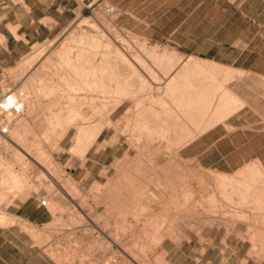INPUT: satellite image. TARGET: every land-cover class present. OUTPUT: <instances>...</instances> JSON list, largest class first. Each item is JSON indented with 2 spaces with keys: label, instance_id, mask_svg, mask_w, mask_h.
Masks as SVG:
<instances>
[{
  "label": "rangeland",
  "instance_id": "obj_1",
  "mask_svg": "<svg viewBox=\"0 0 264 264\" xmlns=\"http://www.w3.org/2000/svg\"><path fill=\"white\" fill-rule=\"evenodd\" d=\"M76 5L74 18L56 37L31 45L19 61L0 69V89L4 91L16 89L17 91L25 79L27 80L28 75L39 71L40 63L51 55L73 30L80 29L79 22L88 15L104 28L121 29L128 35L135 36L137 40L146 39L149 45H167L177 49L184 56L195 54L235 68V75L228 84L244 101H240L241 103L238 101L230 115L243 109L239 113L243 115L242 122L260 119L264 124V0H102L99 6L91 9L85 8L80 0H76ZM42 50L44 58L37 57L36 61H32L30 65H21L25 56L36 57L38 51L42 54ZM54 62V59L51 60L42 70V74H46L47 78L52 76L57 81L53 68L55 66L52 64ZM60 87L56 95L59 96V104L65 106L70 88L67 85ZM221 90L222 92L220 89L216 90V94H219L216 98L223 93V89ZM34 98L32 93L28 95V99L36 103L35 109L24 105L22 111L16 114L26 119L24 121L26 129L31 128L28 133L29 141L32 143L36 138V140L41 139L42 146L47 152L45 160L49 161L52 171L62 178L66 188L70 187L69 189L75 191L78 189L80 198L76 202L83 205V211L74 206L77 204L73 203L68 195L59 192L57 186L51 181L52 177L42 171L41 165L32 163L35 166H31L30 157L22 154L21 158L16 160L13 152L15 147L14 149L12 146L3 148L0 144L1 155L12 161L15 170L26 169L25 173L28 176V189H26L28 195L17 190L8 193L9 189L6 186L2 190L7 192V196L1 203L2 211L16 216L15 223L6 228L24 233L27 251L31 250L36 254L27 264H137L131 256L145 264H260L247 255L252 246L251 233H249L251 231L246 227L247 225L240 224L236 227L237 229L229 230V232L226 226L220 227L214 224L211 227L195 218V215L208 213H226L232 216L237 208L243 207V210L247 212L253 208L250 203L239 205L237 198L233 199L235 201H225L218 196L217 200H210L209 194L216 190L210 174L218 170L201 167L194 162L193 158L182 154L179 160H182L184 169L190 175L189 181L194 186L202 183L205 186V189L196 186L200 190L191 198L184 199L181 188L175 192L178 195L181 193V196L172 195L173 193L168 191L164 198L157 202L151 199L136 201V198L121 202L118 197L107 198L104 189L106 184L110 180L119 178V172L114 163L121 160L123 168L128 165L124 158L128 146L127 141L123 139L125 137L124 140H126V137L131 136L130 131H119L121 141L115 143L111 140L112 138L109 139L114 135L113 129L105 130L88 152H79L80 154L77 153L73 157L70 147L73 144L72 136H74L75 128L66 127L67 129H64L67 132H63V126L59 128L57 126L56 130L50 132L51 134L43 137L42 133L47 126L46 113L50 103L42 101L40 104ZM122 109L120 113H117V118L122 114ZM119 122L123 126V119ZM0 138L2 140L3 137L0 135ZM106 138L109 140L108 143L101 146ZM31 143L27 148L30 153L34 152L31 149L35 150L36 145V142L32 143L34 146H31ZM142 160L143 165L146 164L145 158ZM122 165L119 166L122 167ZM237 171L232 174H236ZM1 179L2 173H0V181ZM259 180L260 178L258 183H261ZM195 181L200 182L197 184ZM35 192L40 196H48V200H51L49 205L42 206V223L38 225L15 213L19 209L18 204L23 200L27 198L40 200L38 194H34ZM53 202H56L58 207L54 210ZM185 203L188 205H184ZM183 207L186 213L191 209L188 212L190 216L187 213L184 219L176 214L178 211H184L180 210ZM228 212H231V215ZM84 213H88L91 218L96 219L95 221L102 223L110 236L94 227L92 220L90 221ZM191 215L194 216V220ZM170 224L174 228L171 234H168L167 229ZM176 235L181 237L178 241L174 240ZM12 240L17 242L23 238ZM121 247L125 248L131 256L125 254ZM261 264H264V261Z\"/></svg>",
  "mask_w": 264,
  "mask_h": 264
},
{
  "label": "bare ground",
  "instance_id": "obj_2",
  "mask_svg": "<svg viewBox=\"0 0 264 264\" xmlns=\"http://www.w3.org/2000/svg\"><path fill=\"white\" fill-rule=\"evenodd\" d=\"M89 17L88 15L83 17L78 24L80 29L73 30L71 35L40 63L39 71L28 75V78L26 77L27 80L25 79L17 91L9 89L11 101L20 103L22 107L29 105V108L35 109L36 103L34 104L32 100L28 99V95L32 93L38 103L41 104L42 101L50 103L45 119L47 126L42 135L43 137L48 136L50 132L56 130L57 126L58 128L63 126V129L74 127L73 144L70 147L73 157L79 152H88L105 130L113 129L114 135L109 139L112 138L111 140L115 143L121 141L119 131H130L131 136L126 137V140H124L125 137L123 139V141H127L128 146L124 155L128 165L123 168L121 160L114 163L119 172V178L109 179L110 181L104 188L107 198L118 197L121 202H128L135 198L136 201L137 199L145 201L151 199L157 202L162 200L168 191L173 193L172 195L179 196L181 193L179 195L176 193V195L175 192L180 188L184 192V195L182 193L184 199L191 198L200 190L197 187L205 189V186L203 183L194 186L189 181L190 175L184 169L182 160H179L182 157V149L201 133L217 123L225 121L231 116V111L237 106V102L244 101L228 84L235 75V68L224 66L220 62L195 54L184 56L177 49L167 45H149L146 39L137 40L135 36L131 35V37L115 27L104 28ZM38 52L37 55L33 54L36 57L25 56L21 65H30L32 61H36L37 57L44 58L43 50L42 54ZM53 59L55 62L52 64L55 66L53 68L55 76L58 78L57 81L52 76L47 78L46 74H42V70ZM19 70L21 69L19 68ZM238 72L236 73L238 74ZM62 85H67L70 88L65 106L59 104V96L56 95ZM219 89L221 92L223 89V93L219 98H216L218 94H216V90ZM120 109H122V114L117 118L116 115ZM121 119L124 122L123 126L119 122ZM13 120L9 135H3L0 140L1 146L3 148L12 146L13 149L15 147L13 152L16 160H19L22 154L30 157L31 166L34 165L32 163L41 165L42 171L52 177L51 181L57 186L59 192L68 195L73 203L77 204L76 201L80 198L78 189L76 188V191L69 189L70 187L67 189L62 178L52 171L49 161L45 160L47 152L42 146L40 138L39 140L34 139L35 150L31 149L34 152L28 151L27 148L31 143L28 133L31 128L26 129L24 125L26 119L24 120V117L16 114ZM63 132L67 131L64 129ZM107 141L109 140L106 138L103 143L101 142V146L106 145ZM32 143L31 146H34ZM11 155L13 156V154ZM142 158H145L146 164L144 165ZM21 160L23 161V159ZM21 160L20 162H22ZM13 166L12 161L0 153L1 226H8L16 221V216L1 209V203L6 199L7 192L17 190L28 195L26 193V189H28L26 169L17 171ZM210 178L216 185L215 192L209 194L210 200L213 201L218 196L225 201L237 198L239 205L250 203L253 208L249 213L244 211L243 207L240 209L233 207L236 210L232 209L234 211V213L231 211L232 216L226 213L198 214L195 215L196 220L211 227L214 224H218L220 227L226 226L227 231L237 229L236 227L240 224L247 225L246 227L251 231L249 233H251L250 243L252 246L245 253L247 252L249 258H253L261 264L264 261V164L262 165V162L247 164L240 168L236 174L222 171L211 172ZM259 178L261 183H258ZM199 182L195 181L197 184ZM6 186L9 190L3 192L2 188ZM50 201H48V205ZM56 204L53 202V210L58 208ZM74 206L83 211V205ZM180 210H184V207ZM220 211L218 212L220 213ZM187 213L184 210L178 211L176 214L184 219ZM84 214L90 218V221L92 220L94 227L96 226L100 232L110 236L102 223L95 221L96 219L91 218L88 213ZM187 215L190 216L189 213ZM191 216L194 220V216ZM181 221L183 220L181 219ZM200 225L202 224L200 223ZM173 228V225L170 224L167 229L168 234H171ZM179 237L177 236L174 240L178 241ZM112 240L114 241V239ZM121 249L125 254L131 256L125 248L121 247ZM131 257L137 264H145L138 258Z\"/></svg>",
  "mask_w": 264,
  "mask_h": 264
},
{
  "label": "crops",
  "instance_id": "obj_3",
  "mask_svg": "<svg viewBox=\"0 0 264 264\" xmlns=\"http://www.w3.org/2000/svg\"><path fill=\"white\" fill-rule=\"evenodd\" d=\"M76 8V0H0V69L19 61L31 45L56 37L72 21ZM242 110L198 135L182 149L183 156L227 173L253 161L263 165L264 124L260 119L242 122ZM18 208L16 214L42 223L39 199L27 198ZM6 227L0 225V264H27L36 254L27 251L25 234Z\"/></svg>",
  "mask_w": 264,
  "mask_h": 264
},
{
  "label": "built area",
  "instance_id": "obj_4",
  "mask_svg": "<svg viewBox=\"0 0 264 264\" xmlns=\"http://www.w3.org/2000/svg\"><path fill=\"white\" fill-rule=\"evenodd\" d=\"M85 8H94L99 6L102 3V0H80ZM11 93L9 90L0 89V135L5 136L9 135L11 131V126L14 123L13 117L16 113H20L22 111V106L18 102L11 101ZM36 195L38 193H35ZM40 197V205L47 206L48 205V196L39 195Z\"/></svg>",
  "mask_w": 264,
  "mask_h": 264
}]
</instances>
